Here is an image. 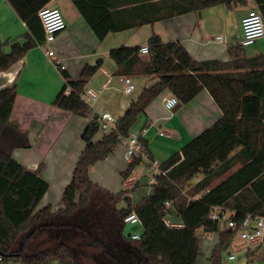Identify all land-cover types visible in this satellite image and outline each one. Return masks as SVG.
Returning a JSON list of instances; mask_svg holds the SVG:
<instances>
[{"label":"trees","instance_id":"obj_1","mask_svg":"<svg viewBox=\"0 0 264 264\" xmlns=\"http://www.w3.org/2000/svg\"><path fill=\"white\" fill-rule=\"evenodd\" d=\"M6 1L24 22L31 41L13 43L9 53L4 52L0 42V72L8 70L32 46L42 43L37 12L51 0ZM88 1L93 3L71 0L81 14ZM216 2L219 0H185L166 12L164 0H158L155 16L148 22L199 11ZM253 2L252 8L264 22V0ZM116 30L107 27L98 37ZM147 47L146 61L139 57V48L122 47L109 52L118 77L155 75L157 81L141 90L123 115L116 118L111 131L102 133L95 117L86 125L80 137L84 148L62 191V207L57 210L49 205L37 208L49 188L40 177V164L30 170L12 157L15 149H28L30 144L26 131L11 118L15 89H0V264H196L198 229L206 235L218 233L208 262L221 264V255L230 247L236 231L218 230V224L210 219L215 208L234 212L232 220L237 225L247 215L264 217V55L246 58L237 54L227 63L196 62L179 43H162L156 35L149 37ZM99 66L100 62L85 66L76 81L61 71L65 82L53 105L85 117L89 108L78 94ZM67 87L71 92L65 96ZM202 89L209 92L222 115L179 153L159 164L165 174L156 176L144 197L148 204L144 209H134L128 195L137 183L132 189L112 194L89 179V169L129 136L138 116L156 97L168 91L178 104L186 105ZM98 133L100 139L94 140ZM136 165L138 161H132L122 172V179ZM122 198L125 206L119 208L117 203ZM165 202L170 204L168 214L177 218L181 228H169L160 221L154 209H165ZM132 210L138 213L142 228L141 234L134 232L138 240L124 233L123 220Z\"/></svg>","mask_w":264,"mask_h":264},{"label":"crops","instance_id":"obj_2","mask_svg":"<svg viewBox=\"0 0 264 264\" xmlns=\"http://www.w3.org/2000/svg\"><path fill=\"white\" fill-rule=\"evenodd\" d=\"M92 1L93 3L86 2L84 14L79 12L71 0H51L47 4L48 7L60 10L67 25L66 30L56 36L51 47L64 66V73L68 79L76 81L85 66H93L97 62H100V66L84 88L99 89L107 78H111L109 88L101 92L97 102L92 105L85 117L71 115L53 105L65 80L44 55V45L32 46L8 70L0 72V89L5 87L15 89L11 118L26 131L30 144L28 149H15L12 157L30 170H36L40 164V177L49 185L37 208L49 205L53 210H57L62 207V191L69 183L72 171L68 168L64 175L61 170L64 165L69 167L71 158L73 161L71 169H73L80 154L69 155L68 152L59 151L60 155L57 156L63 161L54 162L55 156L49 153L53 142L50 137L54 129L70 125L71 130L75 129L76 133L82 134L86 125L100 111L108 112L116 119L123 115L143 88L157 81L155 75H129L135 89L130 95L123 94L120 78L117 76L118 69L109 58L110 51L122 47L147 46L149 37L156 35L162 43H179L196 62L227 63L237 54L246 58L260 55L259 48H252L250 53L254 55L249 56L246 49L252 45L246 48L239 45L240 20L254 6L253 0H219L199 11L170 16L153 23H149L148 20L155 16V1L158 0ZM184 2L185 0H164L163 7L167 12L171 11L175 4L182 5ZM111 26L118 30L108 31L100 39L98 33H103ZM216 37H221L222 42L216 41ZM41 40L43 42V37ZM30 41V34L24 22L18 18L6 0H0V42L4 44V52L9 53L13 43L22 44ZM138 55L145 61L148 59L143 58L146 55L140 53ZM170 96L168 91H164L150 102L138 116L131 130V133L138 134L145 142L150 156L159 163L179 153L183 146L212 126L222 115L206 89L200 90L186 105L177 103L179 107L176 108V105L172 109L174 111H167L163 106V100ZM170 129L177 130L179 136L169 139L166 133ZM100 137L101 133H98L94 140ZM49 140L52 142L48 143ZM41 147L46 149L44 163L41 162L36 151ZM117 156L123 157L124 161L122 143L116 146L103 161L111 160L112 163L117 164L115 161ZM66 158L68 161L63 164ZM96 164L88 172L90 180L94 183L91 170ZM117 166L122 185L121 174L126 166L122 164ZM146 173H149L147 169ZM136 175L135 173L136 182L141 185L142 176ZM102 187L111 191L106 185ZM136 206L132 207L135 209ZM164 215L173 222L177 220L173 214L164 212ZM245 247L241 251L243 256L254 257L253 251L246 250ZM248 247L254 248L251 245ZM53 264L58 263L53 262Z\"/></svg>","mask_w":264,"mask_h":264},{"label":"built area","instance_id":"obj_3","mask_svg":"<svg viewBox=\"0 0 264 264\" xmlns=\"http://www.w3.org/2000/svg\"><path fill=\"white\" fill-rule=\"evenodd\" d=\"M37 17L39 18L41 28L43 31V42L42 45L45 46L44 55L48 59L49 63L53 65L59 72L65 71L64 66L61 64L59 58L57 57L54 49L51 47L56 36L61 32L66 30V22L62 16L59 9L48 7L47 5L42 7L37 12ZM241 28V39L239 45L242 48L249 47L253 45L256 41L264 37V22L260 13L251 8L240 20ZM216 41L222 42L221 37H216ZM37 44V45H41ZM139 53L141 55L148 54V47L141 46L139 48ZM120 82L122 85V93L125 95H130L134 92L135 86L132 79L129 76H120ZM111 83V78H107L106 81L101 85L99 89L84 88L79 94V99L90 109L93 104H95L104 90L109 88ZM71 89L67 87L64 91V95L68 96ZM177 100L175 97L170 96L163 100V106L167 111H171L177 105ZM96 124L102 133H107L112 130L116 119L108 112L100 111L96 114ZM124 147V161L130 165L132 161H138V164H143L147 171L153 174L152 178L147 181V185L152 186L155 183V178L157 175H164L165 173L160 171L159 162L156 160H151L149 156L145 153L142 141L138 134L130 133L128 137L124 138L122 141ZM136 177L133 171H130L127 178L122 179V187L124 189H131L135 186ZM197 197V196H196ZM195 197V198H196ZM165 209L158 208V214L160 221L169 228H181L182 225L178 222H173L167 219L164 212L170 207L168 202L164 204ZM137 208V207H136ZM172 213V211H171ZM168 214V212H167ZM170 214V213H169ZM234 212L230 210H224L222 208H215L211 213L210 219L212 222L218 223L220 220L226 221L227 229H232L236 231L239 238L246 245H263L264 244V217L261 216H251L247 215L241 223L238 225L232 220ZM123 222L125 224L137 225L139 223V215L136 211L132 210L129 215H127ZM132 240H138L139 235L133 233L130 235ZM236 254L227 252L228 260H235ZM1 261V259H0Z\"/></svg>","mask_w":264,"mask_h":264},{"label":"rangeland","instance_id":"obj_4","mask_svg":"<svg viewBox=\"0 0 264 264\" xmlns=\"http://www.w3.org/2000/svg\"><path fill=\"white\" fill-rule=\"evenodd\" d=\"M255 47L260 49L258 54L264 55V37L259 39L257 42H255V44H253L251 47L246 49V52L249 56L254 55V53H250V51L252 48H255ZM70 130H71L70 125H69V127L61 126V127H56L54 129V133H52V136L50 137V139H52L53 142L50 140L48 141V143L52 142L49 153L51 154V156L52 155L55 156L53 159L54 162L62 160V159L60 160L59 156H57V155H60V153L58 154L59 151H61V152L65 151V152H68L69 155L72 153H73V155H75V154L80 153L82 147H84V144L80 138L81 133H76L75 129H73V130H71V134H70V132H69ZM36 151L39 154V159L41 160L42 163H44L43 158L46 156L45 155L46 149H43V147H41L39 150H36ZM73 158H74V156H73ZM67 161L68 160L66 158L65 162L63 164H65ZM115 161L117 164L112 163L111 160L105 161V162L100 161L91 170L92 178L95 180V184L101 188H104V187H102V185L108 186V188L111 190V191H109V190L108 191L111 192L112 194H116L120 190L123 189V187L121 185L120 176H119V173L117 170V168H118L117 165L122 164V165H125L126 168L128 166L126 164V162L123 161V157L117 156ZM72 162L73 161L71 158V160H69V163H70L69 167L64 165L63 169L61 170L62 174L65 175L67 173L68 168H69V171L73 170V169H71ZM238 167H239V165L235 166L230 172H233ZM133 171H134V174L136 173L137 175H141L142 178L139 177V178H141L140 179L141 185L138 186L135 184L136 187L134 189L131 188L132 191L129 190L130 192L128 193V195L130 197V202H131L132 206L137 205L136 207H141V209H144V207L147 206L143 202L144 197L147 194H149V192L151 190V186L147 185V181L152 178L153 174L151 173V171H150V173H146V167L141 163L136 165L134 167ZM146 177H147V179H146ZM116 190H118L116 193L112 192V191H116ZM117 206L119 208L125 206V202H124L123 198L120 201H118ZM154 211L156 212L158 210L154 209ZM217 224H218V230L220 232L225 231V229L227 228L226 221H224V220L218 221ZM134 232H137L138 234L142 233V228H141L139 223L137 225L125 224L124 233L127 234V233H134ZM195 235L198 238V244H199V254H198V260H197L196 264H209L208 257H209V254H210L212 247L217 242L218 233H211V234L206 235L202 232V230L198 229L195 232ZM245 245L246 244L239 238L238 234H234L231 237L230 247L228 248L227 251H224L221 255V264H264V256H263L264 255L263 254L264 253V244L258 245V246L255 245V246H253L254 248H249L248 247L249 245H246V247H245ZM243 247L247 248L246 250L253 251L252 253L256 254L257 256L250 257V258L243 256L244 254L241 252L243 250L242 249ZM260 248H262V249L260 250ZM227 252L235 253L236 254L235 260H232V261L228 260L227 259ZM14 263L15 264H21V263H16L14 261H8V262H4L2 264H14Z\"/></svg>","mask_w":264,"mask_h":264},{"label":"bare ground","instance_id":"obj_5","mask_svg":"<svg viewBox=\"0 0 264 264\" xmlns=\"http://www.w3.org/2000/svg\"><path fill=\"white\" fill-rule=\"evenodd\" d=\"M179 132L177 131V130H175V129H170L169 131H167V137L169 138V139H173V138H176V137H178L179 136V134H178Z\"/></svg>","mask_w":264,"mask_h":264},{"label":"water","instance_id":"obj_6","mask_svg":"<svg viewBox=\"0 0 264 264\" xmlns=\"http://www.w3.org/2000/svg\"><path fill=\"white\" fill-rule=\"evenodd\" d=\"M144 59H147L148 58V56L146 55L145 57H143ZM179 107V105H177V107L176 108H178ZM176 110V109H175ZM172 111H174V110H172ZM127 237H130V234L128 233L127 234Z\"/></svg>","mask_w":264,"mask_h":264}]
</instances>
